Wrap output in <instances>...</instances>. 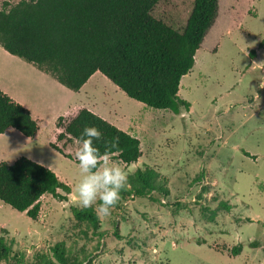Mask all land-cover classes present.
<instances>
[{
  "label": "rangeland",
  "instance_id": "374dc122",
  "mask_svg": "<svg viewBox=\"0 0 264 264\" xmlns=\"http://www.w3.org/2000/svg\"><path fill=\"white\" fill-rule=\"evenodd\" d=\"M19 1L0 0V9ZM193 5L162 0L153 13L182 30ZM195 58L179 91L191 106L178 113L130 98L106 77L87 88V105L142 143L137 162L109 156L110 163L127 177L153 170L156 191L118 202L97 231L80 224L71 210L80 207L79 143L58 141L66 156L48 142L52 127H43L30 155L52 165L72 192L68 200L44 195L36 220L0 200V237L27 258L63 243L92 264H264V0H219Z\"/></svg>",
  "mask_w": 264,
  "mask_h": 264
},
{
  "label": "trees",
  "instance_id": "16d2710c",
  "mask_svg": "<svg viewBox=\"0 0 264 264\" xmlns=\"http://www.w3.org/2000/svg\"><path fill=\"white\" fill-rule=\"evenodd\" d=\"M161 1L20 0L5 4L0 9V44L71 90L79 91L99 71L130 98L178 113L191 106L179 96L181 79L195 65L196 52L218 16L219 0H194L182 30L154 15ZM63 120L60 117L57 123L63 128L57 141L64 145L79 143L84 127L96 126L103 134L100 141H94L101 158L106 153L129 165L142 156L138 137L86 107L66 123ZM9 127L30 138L39 131L31 111L0 89V133ZM51 145L65 154L58 144ZM155 175L149 168L128 175L120 201L156 191ZM71 192L55 171L29 157L0 162V200L32 219L39 217L44 195L68 200ZM71 210L80 224L95 231L100 228V218L92 208ZM241 249L235 246L232 253ZM87 259L68 255L63 243L51 252L37 250L27 258L0 237V264H92Z\"/></svg>",
  "mask_w": 264,
  "mask_h": 264
},
{
  "label": "crops",
  "instance_id": "0c3cea01",
  "mask_svg": "<svg viewBox=\"0 0 264 264\" xmlns=\"http://www.w3.org/2000/svg\"><path fill=\"white\" fill-rule=\"evenodd\" d=\"M102 77L106 76L97 71L79 91H74L64 86L52 75L40 70L33 63L11 54L0 44V89L28 108L39 123V131L33 138L25 136L13 127L0 133V162L13 163L17 158L25 155L26 157L29 155V158L34 160L30 155L31 150L39 140L43 127L49 126L53 129L48 139L50 146L52 143L59 145L57 135L63 130L57 125L59 118L63 117V122H67L75 117L81 108L86 107L107 119L92 103L91 105L86 103V99L91 101L94 98L89 96L87 88L95 83L96 78ZM107 120L118 125L115 121ZM127 132L134 135L132 131ZM60 147L63 148L64 155L70 154L69 148ZM45 166L54 171L52 165L46 164Z\"/></svg>",
  "mask_w": 264,
  "mask_h": 264
},
{
  "label": "clouds",
  "instance_id": "9594fccd",
  "mask_svg": "<svg viewBox=\"0 0 264 264\" xmlns=\"http://www.w3.org/2000/svg\"><path fill=\"white\" fill-rule=\"evenodd\" d=\"M96 126H85L75 152L80 178L76 184V203L81 208H92L98 217H107L120 201L127 187V174L120 166L110 163L105 153L101 158L94 141L102 139Z\"/></svg>",
  "mask_w": 264,
  "mask_h": 264
}]
</instances>
